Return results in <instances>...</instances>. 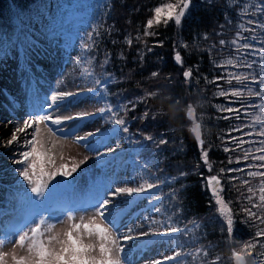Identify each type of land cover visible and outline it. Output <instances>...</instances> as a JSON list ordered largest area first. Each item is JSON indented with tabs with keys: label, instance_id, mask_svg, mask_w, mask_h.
I'll list each match as a JSON object with an SVG mask.
<instances>
[{
	"label": "trees",
	"instance_id": "trees-1",
	"mask_svg": "<svg viewBox=\"0 0 264 264\" xmlns=\"http://www.w3.org/2000/svg\"><path fill=\"white\" fill-rule=\"evenodd\" d=\"M168 1L175 0H164ZM159 3L160 0H0V49L8 50L17 44L34 47L33 43L41 38L40 30L50 24L71 26V32L78 26L87 31L90 21L92 40L88 44L92 47L85 49V54L96 79L107 85L106 93L98 91L97 94L104 106L111 104L114 109L129 101L136 105L134 110L120 114L126 119L128 133L132 134V153L153 176L152 183L159 182L153 189L162 191L163 211L175 221L176 227H191L189 221L201 225L188 236L176 233L182 244L180 250L190 253L194 247L203 246L210 250L208 259L219 255L221 264H234L229 259L231 249L253 237L256 228L242 222L239 193L229 181V174L221 175L220 169L243 167L244 163L252 161L229 164V156L235 161L243 153H225L222 140L226 131L237 125L247 123L250 127L244 129L246 132L252 127H260L264 110L249 107V115L240 120L222 119L228 114L219 112L217 106L224 105L226 100L216 95L217 87L210 81L225 71L216 65L235 55L230 45L221 48L219 41L234 38L245 10L249 14L253 11L254 0H191L181 25L162 23L149 30L155 35L145 36L146 21ZM128 39L132 40L131 45L127 43ZM158 41L163 42L162 46L157 44ZM177 52L183 65L174 59ZM105 58L107 64H104ZM190 67L193 76L185 81L183 71ZM153 72L158 75L153 77ZM256 72L260 74L258 67ZM221 84L226 89L239 86L235 81L231 86L224 81ZM253 87L259 90L258 86ZM246 102L259 104L260 100L253 96L247 97ZM189 105L194 109L195 120L202 124V138L204 147L209 150L211 170L202 162L201 150L191 132L193 117L186 114ZM235 105L233 107H239ZM145 112L148 113L146 118L143 117ZM119 127L117 125V129ZM148 135L154 139H145ZM232 135L240 133L233 132ZM160 139L167 143L157 146ZM210 175L221 176L222 196L231 202L235 219L231 241L226 231H221L226 225L222 224L223 218L219 216L218 206L207 186L206 178ZM239 175L248 179L243 173ZM236 183L239 186V182ZM173 191L175 199H171ZM154 193L152 190L151 194ZM193 235L196 236L195 243ZM185 256L189 264H203V259L193 261L190 255ZM260 259L264 257H257V264Z\"/></svg>",
	"mask_w": 264,
	"mask_h": 264
},
{
	"label": "snow or ice",
	"instance_id": "snow-or-ice-1",
	"mask_svg": "<svg viewBox=\"0 0 264 264\" xmlns=\"http://www.w3.org/2000/svg\"><path fill=\"white\" fill-rule=\"evenodd\" d=\"M191 0H175V2H164L160 0L158 6H155L153 15L147 19L145 24V36H152L155 33L149 31L154 26L169 22H174L176 25H181L182 18L186 15L190 8ZM253 11L249 14L245 10L244 18L238 25V30L235 36L230 41L221 39L219 44L223 48L226 44L231 46V52L235 53L227 59L222 60L216 66L225 69L220 75L216 76L211 83L217 87L216 95L225 98L224 105L217 106L218 111L227 113L221 118L225 120L236 119L240 120L242 116H248L249 107H258L264 109V0H254L252 5ZM248 33V35H245ZM89 40H92V33L88 34ZM95 41H93L94 43ZM127 43L132 44V40L128 39ZM157 44L162 46L163 42L158 41ZM86 50L92 47V44L83 46ZM151 51V49H148ZM251 57V59H249ZM175 61L183 65V60L179 52L175 54ZM79 63V61L77 62ZM108 63L105 58L104 64ZM260 69V74L257 75L256 68ZM233 69L235 71H229ZM246 69V71H239ZM86 76L92 75L89 69H84ZM157 72H153L152 76H157ZM193 76V69L190 67L183 71L185 81H188ZM221 81L232 85L233 81L239 85L238 87L224 88ZM92 83L96 87H88L87 93L96 94L107 92V85L102 83L100 79H93ZM253 86H258L259 90H254ZM80 92L59 91L51 97L52 104L49 108L57 105L58 102L64 101L69 97L79 95ZM149 96H154L155 93H148ZM258 97L259 104L246 102L247 97ZM238 104L239 107H233ZM129 105L131 107L129 108ZM136 105L131 101L125 105H119L115 109L111 104L98 109V113L103 116L109 113L107 123L120 126L118 129L113 128L112 131L129 132L126 119L121 115V111L134 110ZM235 113V116L232 114ZM187 116L193 117L191 132L194 134L195 140L198 142V147L201 150L202 162L209 167V150L204 147L205 141L202 138V124L194 118V109L191 105L188 106ZM96 113L87 111L78 112L75 115H52L48 114H33L28 118L23 119L22 124L15 127L11 133V138L4 144L5 147L17 145L23 150L18 152L19 159H15L14 163L22 165L18 174L27 182L30 193V203L35 209L33 218L21 228L14 240L8 241L13 244L11 252L0 251V264H129L128 253L125 251L127 241L142 238L149 235H164L172 233H183L188 236L194 233L195 229L201 227L197 221H189L191 227H176L173 223H169L164 227V232H140L137 236L132 235L134 229L128 228L125 233L119 231L117 222V214L122 209L115 206L114 200L116 197L127 194H140L158 187L157 184L145 181L137 187H116L110 192L109 198L99 199L94 205L93 214L85 220L83 215L77 217L73 209H68L65 213L67 227L56 231V225L65 221L59 217L53 218L51 214L45 216L44 213H51L52 205L49 200V186L57 177L69 178L80 168V165L85 163L87 157L79 162L73 159L71 165L68 163L57 164V156L61 161L64 160L62 150V138L57 136V132H61L64 139L71 138L77 144L88 142L89 138H95L97 143L103 144L106 130L96 128L94 131H88L84 135H77L75 132L71 136L63 134V130L57 129L54 131L50 125L59 126L69 120H85ZM147 112L143 114L146 118ZM135 119V117H133ZM260 127L257 130L252 127L250 131H244L250 127L247 123L229 128L222 140L224 143L223 151L242 152L243 156H237L235 161L229 156V164H241L251 159L252 163H244L243 167L221 168L220 174L228 173V179L233 183L239 193L237 199L241 203L240 213L243 214V223L250 224L256 228L254 236L248 241L242 243L238 248L231 249L230 260L234 264H257V257H264V121H259ZM41 125L44 128H41ZM29 129L31 131L29 132ZM233 132L240 133L238 136L232 135ZM23 134V135H21ZM248 137V139H245ZM254 137H259L255 139ZM151 141L154 138L151 135L145 137ZM167 141L160 139L158 145H164ZM250 145V147H245ZM88 147V143L84 144ZM94 150V149H93ZM114 151L112 148H107L103 155ZM237 173V175H231ZM243 173L248 177L245 179L239 175ZM183 174V173H182ZM207 186L211 189L212 196L215 199V204L218 206L217 211L219 216L223 218L221 231H226L229 241L232 239L234 232L235 219L230 201H226L222 196L224 187L220 175H210L206 178ZM253 181H256L253 184ZM236 182H239V186ZM109 195V194H106ZM176 198L175 191L171 194V199ZM159 201L158 196L153 197ZM179 209H177L178 211ZM86 211V210H85ZM154 211L161 212L160 207L154 206ZM171 221V217H169ZM157 223L156 221H152ZM195 243L196 236H192ZM4 242L0 241V248H3ZM22 250L24 254L20 255L16 249ZM257 249H260L257 252ZM183 255H190L192 260L203 259V264H221V257L216 255L210 257V250L206 247H194L190 253H185L183 250H174L171 255H166L162 259H153L146 261L145 264H183L179 258ZM259 264H264V259L259 260Z\"/></svg>",
	"mask_w": 264,
	"mask_h": 264
},
{
	"label": "rangeland",
	"instance_id": "rangeland-1",
	"mask_svg": "<svg viewBox=\"0 0 264 264\" xmlns=\"http://www.w3.org/2000/svg\"><path fill=\"white\" fill-rule=\"evenodd\" d=\"M88 25L87 31L78 26L71 32L70 29L73 28L71 26H52L50 24L49 27L46 26L40 30L41 38L33 43L34 47L17 44L10 46L8 50L0 49V68L6 67L8 69V71L4 70L3 76H0V90L2 89L0 91V101L2 102L0 114L8 115L7 112H4V110H8L11 104L8 92L15 88L16 90L11 92L18 95L14 103L21 105L29 103V106L35 111L38 107L36 112L39 113L47 112V114L50 113L54 116L75 115L82 111L96 113V115L85 120H74L61 124L60 128L64 129V134L69 137L72 132L77 135H84L98 127L106 130L103 144L97 143L95 138H89L88 142L77 144L71 138L64 139L62 134L57 132V136L62 138L63 145L62 149L58 148V151L62 150L64 155L63 161L57 156V164L63 162L71 165L73 159L77 162L84 160L85 157L87 159L73 174V180L71 177L67 179L57 177L49 186L46 195L49 197L52 209L51 213L45 212L44 215L47 217L51 214L53 218L59 217L65 221L56 225V231L68 226L65 213L68 209H73L74 205L84 204L74 212L77 217L83 215L87 220L93 214L92 205L102 198L112 199L110 192L116 187H137L145 181L152 182L154 180L153 176L147 172V169L132 153L130 148L132 134L113 132L112 129L117 128V125L106 122L110 114L105 113L101 116L98 113V109L104 107V102L99 94L87 93L86 91L88 87H96L92 83L96 76L90 67V59L86 57L83 47L90 42L88 34L91 33L92 23L89 21ZM78 61L79 63H77ZM8 65L11 67L8 68ZM86 68L90 70L92 75L86 76L84 73ZM46 70L53 72L48 84H46L48 85L47 89H45L43 96L32 99L29 96L30 93L36 94L39 89H43L46 78L42 72ZM228 70L235 71L233 69ZM239 71H246V69ZM5 77L6 79H4ZM18 77L20 78L17 79ZM16 80L20 84L16 83ZM59 91L80 92V94L60 101L57 105L49 108L48 105L52 104L51 97ZM29 114L31 113H26V115ZM43 127L41 125V128ZM256 129L258 130L259 127ZM53 130L55 131V129ZM85 143H88L89 146L85 147ZM109 147L114 151L103 155ZM2 182L5 184L4 181ZM155 184H159V182L155 181ZM152 190L155 191L154 194H151ZM152 190L133 194L131 197L122 194L115 198V206L122 209L117 214L121 233H125L128 228L134 229L132 232L134 236L142 231L163 233L164 227L169 223L176 226L175 221L172 218L169 221L170 216L163 211L164 202L162 199L159 201L153 199L154 196L161 197L162 191ZM32 195L27 182L21 177V182L14 184L12 191L3 197L6 201H2L6 204H0V241H3L5 246L0 248V251L11 252L13 244L8 243V241L14 240L16 233L33 218L35 209L29 200ZM154 206L160 207L161 212H155ZM153 220L157 223H153ZM181 248L182 244L176 233L159 236L149 235L127 241L125 244L129 264H145L146 261L162 259L166 255H171L174 250ZM16 251L20 255L24 254L18 248ZM179 260L183 264H189L185 255L181 256ZM168 264H174V262H168Z\"/></svg>",
	"mask_w": 264,
	"mask_h": 264
},
{
	"label": "bare ground",
	"instance_id": "bare-ground-1",
	"mask_svg": "<svg viewBox=\"0 0 264 264\" xmlns=\"http://www.w3.org/2000/svg\"><path fill=\"white\" fill-rule=\"evenodd\" d=\"M10 67H11V65H8V68H10ZM42 67H43V65H42ZM4 70L5 71L6 70L8 71V69H6V67H1L0 68V76H3L4 75ZM42 73H43L44 77L46 78V81L44 83L43 89H41V90L39 89V91L36 94L30 93L29 96L32 99H34V98L37 99L38 96H43L44 95L45 89H47V86H48L46 84H48L49 78H51V76H52L51 74L53 72L51 70L50 71L46 70V71H44ZM32 74H34V73H32ZM20 77H18L17 79H19ZM4 79H6V77ZM16 83L20 84V82L17 81V80H16ZM12 85H14V84H12ZM29 86H30V84H29ZM13 90L15 91L16 89L14 88ZM11 92H8L9 93V96L11 98V100H10L11 101V104L8 107V110H6V111L4 110V112H7L8 115H6V114H0V204H6V203H4L2 201V200H5L3 197L8 192L12 191V188H13V185L14 184H16V183L18 184L19 182H21V177L19 176L18 171H19V169L21 167H23L22 165H18L16 163H14V160L15 159H19L18 152L21 151V150H23V149L20 148L17 145H13L11 147H5L4 144H6V141L11 138V133L14 131L15 127L22 124L23 119H26L30 115H33V114H47V112H40V113L39 112H36L37 109H38V107L36 108V111H35L34 109H32L29 106V103H23L22 105L21 104H18V103H14V100H15V98L18 97V95L16 93H11ZM18 94H19V92H18ZM0 104H2L1 101H0ZM27 112H29L31 114L26 115ZM65 115H67V114H65ZM72 121H74V120H69V121H66L65 123L72 122ZM51 126H54L53 129H55V130L57 129V127H59V129H62V128H60V125L59 126L51 125ZM62 130H63V134H64L65 131H64V129H62ZM30 131H31V129H29V132ZM58 133L59 134H62L61 132H58ZM21 135H23V134H21ZM68 144H69V142H68ZM2 181H4L5 184H3Z\"/></svg>",
	"mask_w": 264,
	"mask_h": 264
},
{
	"label": "water",
	"instance_id": "water-1",
	"mask_svg": "<svg viewBox=\"0 0 264 264\" xmlns=\"http://www.w3.org/2000/svg\"><path fill=\"white\" fill-rule=\"evenodd\" d=\"M71 180H73V177H71Z\"/></svg>",
	"mask_w": 264,
	"mask_h": 264
}]
</instances>
